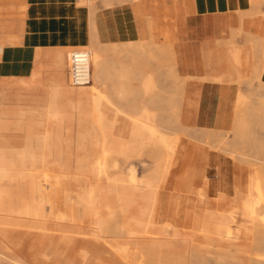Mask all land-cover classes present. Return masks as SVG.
Masks as SVG:
<instances>
[{"label": "bare ground", "instance_id": "6f19581e", "mask_svg": "<svg viewBox=\"0 0 264 264\" xmlns=\"http://www.w3.org/2000/svg\"><path fill=\"white\" fill-rule=\"evenodd\" d=\"M249 3V10L239 12L242 19L264 14V0ZM89 35L91 83L74 87L69 78L68 86L97 93L90 116L103 127L108 149L96 158L65 150L69 139L51 138L69 114L84 111L86 101L78 99L74 109L63 112L53 98L41 153L27 160L22 149L0 151L5 164L0 167V264H264V141L256 136L264 132V102L254 108L238 95L229 131L200 128L187 110L198 113L201 92L195 93L196 102H187L188 87L193 80L221 79L181 77L170 46L152 39L103 45L95 22ZM248 38L262 55L261 71L254 72L264 88V39ZM118 51L125 52L123 71L105 77L116 62L105 57ZM148 64L154 71L147 74ZM116 79L123 85L110 98L130 106L138 101L139 118L114 108L101 93L105 80ZM149 103L156 112L145 106ZM232 130L234 141L227 137ZM191 144L233 157L239 151L240 161L250 165L244 188L234 185L233 208L227 207L231 191L222 184L217 196L209 195L207 177L198 188L179 183ZM123 166L126 175L120 173ZM112 182L115 197L106 199Z\"/></svg>", "mask_w": 264, "mask_h": 264}, {"label": "crops", "instance_id": "0c3cea01", "mask_svg": "<svg viewBox=\"0 0 264 264\" xmlns=\"http://www.w3.org/2000/svg\"><path fill=\"white\" fill-rule=\"evenodd\" d=\"M80 1L0 0V39L13 38L0 43V48L3 49L0 54V85L4 79L31 77L40 64L52 66L53 75L51 77L57 76L59 81L66 80L65 73L57 67L58 50H67L66 48L70 46L87 44L91 39L89 35L92 25L91 9L79 5ZM249 4V0H138L131 6L100 9L95 15L94 22L101 44L149 42L151 39L155 44L162 43L165 41L161 36L166 33L169 42L182 45L180 50L184 52V49L185 51L200 49L216 40H222L223 33H228L229 28L235 27L238 22L239 28L232 31L230 42L235 41L233 35L240 30L242 34L239 36H244L245 40L250 35L259 37L247 32L246 29L248 27L261 28L260 23L263 19H242L240 15L237 19L235 15L249 10ZM149 24H151L150 27ZM259 38L264 39V36ZM39 54L42 58L37 61ZM228 55L229 49L224 53H217L215 59L211 56L207 61L208 66L223 69L221 74L201 77L181 76L180 62L175 55L177 70L181 77L221 79L218 83L206 82L214 85L208 89L209 96L206 94L204 96L208 98L210 107L207 108L206 119L198 120L200 128L221 129L228 122L226 117L229 113L226 112L231 105L232 97L230 87L225 86L231 83V72L227 63ZM113 59L111 57L110 62L113 63ZM120 59L117 58L114 68L107 69L105 77L117 76L120 71H123V67L119 65H123L125 57L122 56ZM236 80V78L233 79V81ZM122 85V81L117 79L112 83L105 80L101 84V91L111 93L119 90ZM8 93L4 92L0 99V151H14L21 150L23 147L36 146L37 139L47 134L46 123L51 113V98L41 92H25V96H16V100L20 103L28 101L31 103L30 107L27 109L8 108L3 105L8 100ZM238 95L239 92L235 100L233 119L229 122L231 123L230 129L233 125ZM110 102L116 109L126 111L125 113L134 119L141 116L138 101L131 106L121 104L117 100H110ZM91 103V100L85 101L83 112L69 114V117L51 132V138L69 139L70 145L65 146V150L70 149L73 152L83 150L87 155L99 158L108 149L105 142L108 137L103 127L90 116ZM148 108L151 109L150 103ZM204 123H209L212 128L205 127ZM74 128H77V140L75 141L72 136ZM116 132V130L112 132L111 139L115 138ZM19 133L25 134L20 136ZM30 139L34 141L29 142ZM56 148L53 144V149ZM90 149H99V151L92 153ZM145 155L148 163H151L149 157L153 155V152L148 150ZM185 164L188 168L179 178V183L185 188L189 186L198 188L204 186L203 178L207 177L210 180L209 195L218 194L220 177L228 172L227 168L229 169L225 158L219 153L207 151L201 145L191 144L183 167ZM90 167L91 163L88 168ZM124 168L125 166L122 167L123 170L120 173L125 172L123 175H126ZM211 172L215 173L214 176H210ZM180 193L191 195L183 191Z\"/></svg>", "mask_w": 264, "mask_h": 264}, {"label": "rangeland", "instance_id": "374dc122", "mask_svg": "<svg viewBox=\"0 0 264 264\" xmlns=\"http://www.w3.org/2000/svg\"><path fill=\"white\" fill-rule=\"evenodd\" d=\"M138 0H81L79 5L81 6H86L91 9V16L92 20L91 22L93 23L94 18L96 13L100 9H107V8H114L118 6H131ZM110 3V4H109ZM262 10H264V5L262 6ZM94 11V12H93ZM237 16V19L239 18V13L235 14ZM241 17V15H240ZM250 18V17H248ZM254 18H261L263 19L260 23L261 28L259 29H253L248 27L246 29L247 32L253 33L259 37L264 36V14L257 15L256 17H251L250 19ZM151 24H149V27ZM239 28V22L238 25L235 27L229 28V32H224L221 39L222 40H216L213 43L207 44L206 46H202L200 49H194V50H187L184 52H181L180 47L182 45L177 44L176 42H169V37L166 36V33L163 34L162 40L165 42H160L156 43L157 45H169L170 49L172 50L173 54L176 55L178 58V61L180 62V74L181 76H192V77H201L205 75H218L223 72V69L217 67V68H212L211 66H208V59L212 56V59H215V55L217 53H224L225 51H228L229 49V55H228V66L229 70L231 72V79L230 82L233 83H227L225 86L230 87L232 97H231V105L229 109L227 110V124L225 123L224 126L221 129H216L222 132H226L230 130L231 123H229L233 119V112H234V105H235V100L237 97V94L239 92V95L243 96L247 100V104L251 105L254 108H259V105H261L264 102V88L261 87V84L259 83L258 79H256V74H258L261 71V59L262 55L261 53L257 52L255 49H253L252 44L253 42L249 41L250 39L247 38L245 40L244 36H239L242 34V30L237 31L236 34L237 38L235 41H231V33L232 31H235ZM9 39H13L11 37H4L0 39V43L3 41H7ZM223 43V44H222ZM225 43V44H224ZM123 44V43H121ZM117 44V45H121ZM106 45V44H103ZM110 45H115V44H110ZM221 45V46H220ZM168 46V47H169ZM58 50V64L57 67L63 71L66 75V80L65 81H59L57 76L51 77L53 75L52 72V66L50 67L49 65L43 66L39 65L38 69L34 72V74L29 77V78H12V79H4L1 82L0 85V96L3 95L4 92H9L8 93V100L4 102V106L11 108V107H22L23 109H27L30 107L31 103L30 102H22L20 103L19 101L16 100V96L19 95H26L24 94L25 92H41L47 94L51 100L53 101V98L57 100L59 103V109L63 112H67L69 107L74 109V106L76 104V101L78 99L81 100H86L87 102L91 100L96 92L91 93L90 89H72L68 86V71H69V55L71 52L76 51V50H85L88 51L90 50V42L87 44L83 45H75V46H70L68 48ZM63 51V52H61ZM3 49L0 48V54H2ZM120 52V53H119ZM61 53H63L61 55ZM64 56V57H63ZM125 56V52L123 51H118L114 54L108 53L107 57H105L106 60L110 61L111 57H113V61L115 62L117 58ZM117 57V58H116ZM42 56L39 54L37 56V61H40ZM1 59V56H0ZM121 60V59H120ZM140 60V59H139ZM142 60V59H141ZM148 60V59H147ZM150 60V59H149ZM119 61V60H118ZM122 61V60H121ZM124 61V59H123ZM258 64V65H257ZM120 66L123 67L122 64ZM258 69V70H256ZM114 71V70H113ZM147 74L148 72L150 73L151 71H154L153 65L151 66L150 64L147 65V67L144 70ZM256 74H255V72ZM134 72V71H133ZM137 74V72L133 73V75ZM237 79L235 82L233 79ZM94 83V81H93ZM134 85L139 86V82L135 80L133 81ZM214 84L212 83H203L199 84L194 80L191 82V86H189L188 92V97H187V102H196L197 97L195 96V93L198 92V90L202 93L201 98L199 99V111L197 114L194 115V111L191 109L187 110L188 112V117L191 120L198 121L201 120L203 121L206 119V114H207V108L210 107L208 104V98L204 97L205 94L209 96L208 89L209 87H212ZM218 86V85H215ZM251 86V87H250ZM105 88V86H103ZM250 87V88H249ZM101 91V89H100ZM242 91V92H241ZM68 92H72L75 97L68 98L67 94ZM104 97L110 102L112 100L110 98L111 93H106L104 91H101ZM93 94V95H92ZM185 95V94H184ZM181 96V95H180ZM183 97V96H182ZM144 101V100H143ZM112 104V103H111ZM147 108L148 106L145 105ZM114 107V106H113ZM115 108V107H114ZM149 110H154L156 112L157 108H154L153 105L150 104ZM238 109V108H237ZM57 110V109H56ZM70 110V109H69ZM85 110V109H84ZM54 111L51 109V112ZM105 115V114H103ZM67 116L66 118H68ZM188 118V119H189ZM205 127L207 128H212V126L209 123H204ZM118 132H116L117 134ZM25 133H19L20 136H23ZM73 136V141L77 140V128H74L72 132ZM256 136L264 141V132L261 130H258L256 132ZM231 141H234L235 139V130H232L231 133L228 134L227 136ZM26 141V140H25ZM34 141V139H30L29 142ZM44 136L40 137L36 141V146L32 145L30 147H23L22 152L25 157H28L27 160L30 158L34 157L35 154L39 155L42 151V145L44 144ZM196 147V146H195ZM191 149V145L189 147ZM206 149V148H205ZM209 152H215L218 153L225 158L228 161V166L229 169L227 168V173L223 175V178L220 177V184H222L223 187L228 188L231 193H229L230 200L227 204V207L233 208L234 205L236 204V198H237V192H235V186L234 185H239L242 186L241 188H244L243 185L246 182L248 171L251 169L250 165L247 163H243L240 161L238 153L239 151H236V153L233 155L228 154L227 152H221L216 150L215 148H210L206 149ZM213 150V151H212ZM216 150V151H215ZM26 151V152H24ZM90 151L97 152L99 149H90ZM231 151V150H230ZM238 156V157H237ZM234 158L231 159V158ZM239 159V160H238ZM236 161H239L236 163ZM0 167H5V164L0 163ZM248 167V168H247ZM186 164L184 165L182 173L187 169ZM224 169H226L224 167ZM226 171V170H225ZM119 172H115L114 174H117ZM215 174V173H214ZM214 174L211 172L210 176H214ZM226 175V176H225ZM229 176V177H228ZM209 177V175H208ZM225 177V178H224ZM225 181V182H224ZM229 181V182H228ZM111 186L113 188L110 190L105 191V197L106 199L112 197H115L116 190H115V183H111ZM204 185V184H203ZM178 192H180L178 189H176ZM229 191V192H230ZM240 197L238 198V201L241 202L243 200L244 195L241 193ZM211 197H215L216 195H210Z\"/></svg>", "mask_w": 264, "mask_h": 264}, {"label": "built area", "instance_id": "2783aa9c", "mask_svg": "<svg viewBox=\"0 0 264 264\" xmlns=\"http://www.w3.org/2000/svg\"><path fill=\"white\" fill-rule=\"evenodd\" d=\"M69 78L74 87L88 86L91 83L90 53L76 50L69 55Z\"/></svg>", "mask_w": 264, "mask_h": 264}]
</instances>
